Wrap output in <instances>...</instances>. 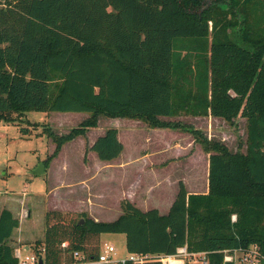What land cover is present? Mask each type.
Listing matches in <instances>:
<instances>
[{"label": "trees", "instance_id": "1", "mask_svg": "<svg viewBox=\"0 0 264 264\" xmlns=\"http://www.w3.org/2000/svg\"><path fill=\"white\" fill-rule=\"evenodd\" d=\"M29 111L88 115L68 134L45 129L54 151L44 167L100 117L182 129L208 155L207 193L179 182L165 215L127 200L111 222L47 211L38 261L74 264L76 252L97 261L102 234H123L129 255L151 257L141 264H162L181 247L208 264L251 246L264 256V0H0V122ZM181 115L243 119L244 151L170 120ZM89 150L119 157L117 130ZM18 227L3 208L0 264H18L9 244Z\"/></svg>", "mask_w": 264, "mask_h": 264}, {"label": "rangeland", "instance_id": "2", "mask_svg": "<svg viewBox=\"0 0 264 264\" xmlns=\"http://www.w3.org/2000/svg\"><path fill=\"white\" fill-rule=\"evenodd\" d=\"M87 117L83 113L29 111L17 124L0 122V209L16 200L11 209L21 223L10 243H18V249L25 244L35 248L33 239L40 240L42 237L47 211L59 209L66 213L82 210L84 203L88 202L86 196L90 197L87 198L91 200L90 212L94 219L111 222L123 213L121 203L124 200L134 202L131 203L142 211L157 209L165 215L177 193L179 182L184 184L188 194L207 193L208 157L190 133L182 129H150L141 122L128 119L100 117L95 128L65 144L48 161L49 169L45 174H34L54 151V144L47 137L46 130L56 135L68 134ZM170 120L200 131L231 152L244 151L243 119H236L232 124L212 117L194 118L188 115ZM109 128L117 130L118 139L124 146L123 157L127 161L120 176L111 169L103 172L102 169L107 168L103 163L106 161L99 159L98 166L91 160L89 169L92 172L89 173V169L82 172L81 165L87 163L91 143ZM22 129L27 130L22 132ZM120 195L126 199H120ZM21 235L23 238L19 240ZM32 236L30 242L25 241ZM102 244L113 246L115 262L127 260L130 256L125 249L123 234H105ZM177 260H182L184 264H196L195 259Z\"/></svg>", "mask_w": 264, "mask_h": 264}, {"label": "built area", "instance_id": "3", "mask_svg": "<svg viewBox=\"0 0 264 264\" xmlns=\"http://www.w3.org/2000/svg\"><path fill=\"white\" fill-rule=\"evenodd\" d=\"M235 216H232V221H235ZM113 246L105 245L103 251L100 253L98 260L94 262H81L82 256L79 253H74V258L77 261L74 264H126V262H132V264H141L143 262L149 261L151 257L149 256H139V255H130L127 260H122L120 262H115L112 257V253L114 252ZM223 261L226 264H264V256L260 254L257 247L251 246L249 249L245 251H234L233 253L223 252ZM15 257L18 259V264H37L38 257L35 254L29 256H21L19 251H15ZM178 258H189L195 259L196 264H208L205 253H188L186 251V247H181L177 249L175 255L171 256H161L158 257L162 264H174L178 262ZM181 264H184L182 260H180Z\"/></svg>", "mask_w": 264, "mask_h": 264}, {"label": "crops", "instance_id": "4", "mask_svg": "<svg viewBox=\"0 0 264 264\" xmlns=\"http://www.w3.org/2000/svg\"><path fill=\"white\" fill-rule=\"evenodd\" d=\"M120 141V140H119ZM94 142V141H93ZM92 142V143H93ZM121 142V141H120ZM92 143H91V145H92ZM123 145V144H122ZM123 154H124V146H123V151H122V153L120 154V156L119 157H117L116 159H114V160H112V161H110V162H103V163H106L105 165H104V167H107V168H103L102 169V171L103 172H105V169H111V170H113V173L115 174V173H118L119 174V176H120V171H121V169H122V166L123 165H125L126 164V158H124L123 157ZM59 155H60V153H59ZM58 155V156H59ZM207 155V154H206ZM207 157H208V155H207ZM55 159H57V158H55ZM54 159V160H55ZM86 160H87V163H86V165H81L82 166V172L83 171H85V169H89L90 167H89V165L91 164V160L92 161H95L97 164V166H98V163H99V160H98V158H97V156H96V154L94 153V152H92V151H89V155L86 157ZM208 164V163H207ZM42 167H43V173L42 174H45L46 173V170L47 169H49V168H45L44 167V165H43V163H42V165H41ZM86 166H88V167H86ZM101 167V166H100ZM101 168H99V170H100ZM90 170V169H89ZM90 172H92V170H90L89 171V173ZM34 174H36L35 172H34ZM42 174H36V175H42ZM109 176H110V174H109ZM207 177H208V165H207ZM48 196V193H46V195H45V197H47ZM88 196H86V200L88 201V202H85L84 203V208L82 209V210H72V212H82V213H85L89 218H91L92 220H95L96 221V219H94V217H93V215H92V213L90 212V208L92 207V205H91V200L90 199H88V198H90V197H88ZM120 199L121 198H125L126 199V197L124 196V197H122V195H120V197H119ZM128 199V198H127ZM19 201V200H18ZM14 202H16V200H14ZM14 202H12V203H10L9 205L7 204V205H4V206H6L5 207V209H8L12 214H13V212H12V207H13V203ZM130 202V201H129ZM132 202V201H131ZM132 203H134V202H132ZM3 206V205H2ZM8 207V208H7ZM4 208V207H3ZM2 207H1V209H0V211L3 209ZM139 208V207H138ZM49 211H60V212H63V210H59V209H51V210H49ZM70 211V210H69ZM69 211H65V212H69ZM14 216V215H13ZM19 221V220H18ZM20 221H19V226H20ZM19 228V227H18ZM17 228V229H18ZM17 229H15V230H17ZM15 230L13 231V233H12V236H11V239H13L14 238V236H15ZM103 235H105V234H102L101 236H100V246H102V251H103V249H104V244H102V236ZM43 237H44V233H43V235H42V237L40 238V240H35V239H33L34 241H35V243L36 242H40V241H42L43 240ZM23 238V236L21 235L20 236V239L19 240H21ZM27 238V237H26ZM25 238V239H26ZM29 238H33V236L32 237H28L25 241L26 242H30L31 240H29ZM11 239H10V241H11ZM10 244V246L14 249V253H15V251H19L20 252V254H21V256H29V255H32V254H34V251H33V248H32V246H30V245H28V244H25V245H22L21 247H19V249H18V243H14V244H12V243H9ZM16 246V247H15ZM15 256V255H14Z\"/></svg>", "mask_w": 264, "mask_h": 264}, {"label": "water", "instance_id": "5", "mask_svg": "<svg viewBox=\"0 0 264 264\" xmlns=\"http://www.w3.org/2000/svg\"><path fill=\"white\" fill-rule=\"evenodd\" d=\"M35 173L36 174H42L43 173V167L42 166H39L38 169L35 171ZM38 264H43V262H42L41 259H39Z\"/></svg>", "mask_w": 264, "mask_h": 264}]
</instances>
